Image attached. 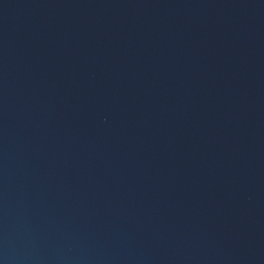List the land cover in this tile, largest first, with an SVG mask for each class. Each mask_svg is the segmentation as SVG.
<instances>
[{
    "label": "water",
    "instance_id": "95a60500",
    "mask_svg": "<svg viewBox=\"0 0 264 264\" xmlns=\"http://www.w3.org/2000/svg\"><path fill=\"white\" fill-rule=\"evenodd\" d=\"M0 264H264V0H0Z\"/></svg>",
    "mask_w": 264,
    "mask_h": 264
}]
</instances>
